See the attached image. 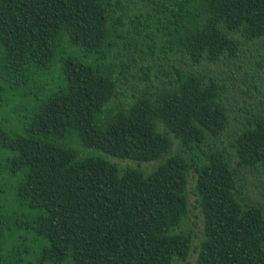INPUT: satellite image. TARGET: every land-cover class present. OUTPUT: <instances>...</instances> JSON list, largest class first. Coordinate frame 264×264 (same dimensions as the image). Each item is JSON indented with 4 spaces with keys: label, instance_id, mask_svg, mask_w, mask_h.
Returning <instances> with one entry per match:
<instances>
[{
    "label": "trees",
    "instance_id": "obj_1",
    "mask_svg": "<svg viewBox=\"0 0 264 264\" xmlns=\"http://www.w3.org/2000/svg\"><path fill=\"white\" fill-rule=\"evenodd\" d=\"M263 41L264 0H0V264L184 263L190 180L197 264H264L262 54L219 145Z\"/></svg>",
    "mask_w": 264,
    "mask_h": 264
},
{
    "label": "rangeland",
    "instance_id": "obj_2",
    "mask_svg": "<svg viewBox=\"0 0 264 264\" xmlns=\"http://www.w3.org/2000/svg\"><path fill=\"white\" fill-rule=\"evenodd\" d=\"M264 55V41L263 43H259L256 45H247L245 44V52L242 54L244 58L243 63L237 66L230 64L225 65L223 67V75L225 77H230L231 79L235 80V86L233 87L232 84L229 88V92L232 96V101L234 105L232 106L233 109V119H232V128L228 133H226L222 139V142L219 144L220 146L230 148V141L233 138L235 131L238 128H241L242 121L246 116L245 111L243 110L244 102L249 100L247 96H245L240 89V85L243 84L242 77L245 75V71L250 70V60L253 61L256 65L255 72L258 74L260 70L258 69L257 62L263 59L260 55ZM240 65V66H239ZM217 71V70H215ZM154 74V73H152ZM131 83L138 84V80H133ZM131 94V92H129ZM250 96V94H249ZM261 96H264L261 95ZM251 99L249 100V103ZM239 119V120H237ZM176 148L174 147V151ZM93 154V155H102L103 157L107 158L109 161L118 164L121 168H134V169H143L145 171H150L156 165V163H147L141 164L135 163L132 161H120L117 158L111 157L104 153H99L97 151H83V154ZM235 165V163H234ZM236 166V165H235ZM240 176L242 178L243 183V193L244 196L247 197L248 202L256 203L258 205L264 206V176L260 172L253 171L251 169H241ZM194 187V181L190 180L188 190H189V205H190V214L186 223L183 226V230L191 231L194 239H193V248L188 260L184 263L179 264H197L198 252H196L197 246L200 244L203 238V219L199 214V208L197 207L196 197L192 194V189Z\"/></svg>",
    "mask_w": 264,
    "mask_h": 264
}]
</instances>
